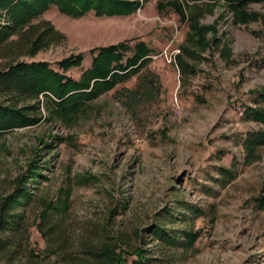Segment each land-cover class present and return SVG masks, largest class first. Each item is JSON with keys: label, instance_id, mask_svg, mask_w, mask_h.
<instances>
[{"label": "rangeland", "instance_id": "obj_1", "mask_svg": "<svg viewBox=\"0 0 264 264\" xmlns=\"http://www.w3.org/2000/svg\"><path fill=\"white\" fill-rule=\"evenodd\" d=\"M138 1L130 15L110 17L72 18L53 7L42 19L57 31L56 41L17 57L53 64L82 54L81 66L64 72L78 79L90 49L142 40L160 93L127 108L116 93L133 88V76L70 119L52 115L53 105L40 96V121L0 136V199L31 164L41 174L28 177L31 200L16 209L27 227L24 244L40 259L24 251L12 264H61L42 252L47 242L35 226L42 200L58 198L67 201L54 214L64 221L66 250L92 227L106 226L138 244V235L160 224L178 236L169 250L172 264H264V144L250 155L245 149L248 136L264 132L252 112L264 109V0L241 12L224 1L176 0L184 19L171 0ZM194 17L209 27L208 47L186 39ZM178 55L193 73L180 72ZM4 62L0 56V68ZM195 231L197 239L185 245L186 233ZM146 242L155 248L149 237Z\"/></svg>", "mask_w": 264, "mask_h": 264}, {"label": "trees", "instance_id": "obj_2", "mask_svg": "<svg viewBox=\"0 0 264 264\" xmlns=\"http://www.w3.org/2000/svg\"><path fill=\"white\" fill-rule=\"evenodd\" d=\"M214 1H224L233 12H241L246 3L262 0ZM169 2L184 19L181 4L176 0ZM53 7L72 18H81L89 12L97 17H110L130 15L140 8V3L138 0H0V56L7 59L0 68V136L16 128L36 125L41 119L40 96L46 99V103L53 105L52 115L70 119L89 101L133 76H136L133 88L116 90L127 108L132 109L141 101H153L160 93L157 75L146 68L151 49L142 40L132 46L130 41H122L90 49V64L78 79L64 72L71 67H80L82 54H70L53 64L43 60L17 59L21 55L32 57L56 41L57 31L49 21L42 19V15ZM199 8L192 7L193 10ZM195 19L197 22V17L191 18L190 23L194 25L186 39H191L202 48L208 47V40L203 35L209 27L200 26L194 22ZM129 50L133 52L129 54ZM181 50L187 55L198 56L187 48ZM176 65L182 74L194 72L180 55L176 58ZM252 112L257 120L264 122V109ZM263 144L264 132L253 133L247 137L245 149L250 155ZM37 168L31 164L27 174L15 180V188L0 199L2 264H12L25 256V252L31 258L40 259L39 253L24 244L27 227L24 216L16 210L31 200L26 181L28 177L34 179L36 175L41 176L35 172ZM66 202L61 198L49 201L43 199V209L36 218L35 226L47 242L42 252L49 260L61 264H172L173 257L169 255V250L177 243L178 236L160 224H154L140 236L139 231L135 232L138 244L129 243L122 233L108 231L106 226L100 229L92 227L77 236L73 251L66 250L64 221L54 217L60 209L67 208ZM95 231L100 237L96 241L92 239ZM198 236V231L186 233L184 244L191 245ZM146 237L155 241V248L147 246ZM56 241L55 246L48 243Z\"/></svg>", "mask_w": 264, "mask_h": 264}]
</instances>
